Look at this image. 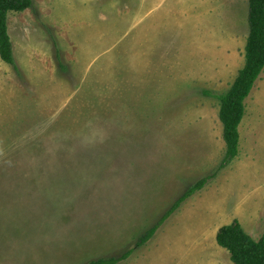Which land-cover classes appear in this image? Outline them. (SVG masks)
Listing matches in <instances>:
<instances>
[{
  "label": "rangeland",
  "instance_id": "obj_1",
  "mask_svg": "<svg viewBox=\"0 0 264 264\" xmlns=\"http://www.w3.org/2000/svg\"><path fill=\"white\" fill-rule=\"evenodd\" d=\"M0 59V264H233L217 231L264 235V71L239 155L139 238L224 152L248 0H33Z\"/></svg>",
  "mask_w": 264,
  "mask_h": 264
},
{
  "label": "trees",
  "instance_id": "obj_2",
  "mask_svg": "<svg viewBox=\"0 0 264 264\" xmlns=\"http://www.w3.org/2000/svg\"><path fill=\"white\" fill-rule=\"evenodd\" d=\"M248 6L249 33L244 49V66L238 71L229 90L216 96L225 144V152L217 172L202 178L187 189L161 220L139 238L136 248L147 244L182 204L201 192L219 171L228 167L239 155V126L245 116V103L264 71V0H248ZM33 8V0H0V59L13 68H16V65L7 18L9 13H23ZM216 243L229 253L233 264H264V235L259 240L253 239L244 231L238 220H233L217 231ZM132 250H128L119 258H101L87 264H119L132 255Z\"/></svg>",
  "mask_w": 264,
  "mask_h": 264
},
{
  "label": "crops",
  "instance_id": "obj_3",
  "mask_svg": "<svg viewBox=\"0 0 264 264\" xmlns=\"http://www.w3.org/2000/svg\"><path fill=\"white\" fill-rule=\"evenodd\" d=\"M239 221V220H238ZM249 235V234H248ZM251 236V235H250Z\"/></svg>",
  "mask_w": 264,
  "mask_h": 264
}]
</instances>
